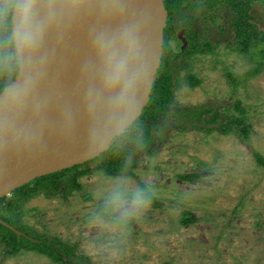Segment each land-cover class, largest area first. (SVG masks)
Masks as SVG:
<instances>
[{"label": "rangeland", "instance_id": "374dc122", "mask_svg": "<svg viewBox=\"0 0 264 264\" xmlns=\"http://www.w3.org/2000/svg\"><path fill=\"white\" fill-rule=\"evenodd\" d=\"M224 11L222 30L191 26L200 51L173 63L170 109L184 120L162 130L155 154L144 156L133 178L96 172L79 179V191L37 194L20 208L0 205V214L18 217L33 238L75 247L92 264H264V166L255 159L264 160V42L242 53L229 26L233 13ZM249 16L264 38V0L252 3ZM189 76L200 84L189 87ZM200 109L217 119L187 118ZM187 175L196 178L180 180ZM106 205L133 223L105 220L98 208ZM186 215L195 222L182 225ZM0 264L57 263L33 251L10 254L0 243Z\"/></svg>", "mask_w": 264, "mask_h": 264}, {"label": "water", "instance_id": "95a60500", "mask_svg": "<svg viewBox=\"0 0 264 264\" xmlns=\"http://www.w3.org/2000/svg\"><path fill=\"white\" fill-rule=\"evenodd\" d=\"M165 0H54L43 39L0 94V199L106 151L139 117L159 67ZM137 37L131 105L104 83L99 39Z\"/></svg>", "mask_w": 264, "mask_h": 264}, {"label": "trees", "instance_id": "16d2710c", "mask_svg": "<svg viewBox=\"0 0 264 264\" xmlns=\"http://www.w3.org/2000/svg\"><path fill=\"white\" fill-rule=\"evenodd\" d=\"M253 2L259 4L262 0H165L164 6L167 12L168 25L164 33L168 32V28L170 30L173 28L175 32L179 28L187 30L190 26L188 20L191 21L195 17L201 22L211 23L222 30L220 13L228 10L233 13V20L229 26L236 33L241 52L248 54L255 41L264 42L262 33H256L255 26L249 22V10ZM191 34L193 35L192 32ZM5 36L6 32L0 29V94L15 81L20 67V60L12 55V45L5 41ZM189 41L194 42L193 39ZM163 50L164 48H162ZM164 52V55L163 52L161 55L147 104L139 117L125 132L113 139L106 151L81 165L31 181L13 191L11 198L3 197L0 199V205L6 204L9 209L14 204L16 208H20L21 202H26L30 197L37 194L45 193L53 197L66 194L68 190L79 191L81 190L79 179L96 172H102L110 178H133L135 170L144 156L155 154L159 145L158 138L163 136L162 130L168 129L172 123L175 125L177 121L184 120L183 112L170 109L174 103L172 83L175 72L174 56L168 49L167 51L165 49ZM183 53L181 55L185 57L189 54L187 51ZM199 84L200 81L196 77L189 76L187 81L189 87L195 88ZM208 111V109H200L184 112L187 113V118L191 121L198 120L200 122L204 119L207 124V121L213 122L217 119H208ZM241 121H232L230 124ZM230 124L225 125L224 133L231 130ZM255 159L264 166V160L261 156L255 155ZM195 178L196 175H187L180 177V180L194 181ZM145 197H151L148 191H146ZM98 212L105 220L112 221L120 228H126L134 221L131 218L116 216L112 212L111 205L99 207ZM194 220L193 216L186 215L181 220V224L185 226L194 223ZM0 243L4 244L10 254L25 250L45 255L57 264H92L88 257L76 256L75 247L66 246L58 240L47 237L33 238L30 230L21 225L18 217L14 220H8L0 214Z\"/></svg>", "mask_w": 264, "mask_h": 264}, {"label": "clouds", "instance_id": "9594fccd", "mask_svg": "<svg viewBox=\"0 0 264 264\" xmlns=\"http://www.w3.org/2000/svg\"><path fill=\"white\" fill-rule=\"evenodd\" d=\"M56 7L54 0H0V29L6 32L4 39L12 45L14 57L30 58L29 54L39 47ZM98 50L105 85L117 90L121 105L130 106L139 78L137 37L125 33L119 44L101 37Z\"/></svg>", "mask_w": 264, "mask_h": 264}, {"label": "flooded vegetation", "instance_id": "af4514ba", "mask_svg": "<svg viewBox=\"0 0 264 264\" xmlns=\"http://www.w3.org/2000/svg\"><path fill=\"white\" fill-rule=\"evenodd\" d=\"M195 23H197V25H198L199 23H207V22H204V21L201 22L198 18L195 17L191 21L188 20V24H190V26L188 27L187 30L179 28L175 32L173 30V28H172V30H170L168 28V32L166 31L164 33L163 47L162 48H164V50L166 49V51H167V49L170 50V52L174 56L173 62H176L175 58L180 56L184 51L189 52V54L187 56H190L191 54H195L196 52L200 51V47H199V45H196L195 41L194 42L189 41L190 39L194 40L193 37H196V35H194L195 34L194 29L191 27ZM167 25L168 24L166 21V27H167ZM166 27H165V29H166ZM165 29H164V31H165ZM191 32L193 33V35L191 34ZM194 46H195V48H194ZM164 50L162 51L163 55L165 53Z\"/></svg>", "mask_w": 264, "mask_h": 264}]
</instances>
